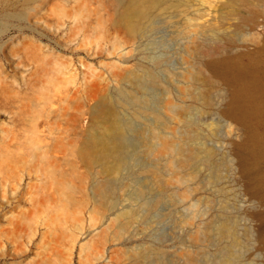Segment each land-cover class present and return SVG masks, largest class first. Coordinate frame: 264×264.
<instances>
[{
    "label": "rangeland",
    "instance_id": "1",
    "mask_svg": "<svg viewBox=\"0 0 264 264\" xmlns=\"http://www.w3.org/2000/svg\"><path fill=\"white\" fill-rule=\"evenodd\" d=\"M28 2L0 0V22H7L9 27L0 33V74L18 73L20 76L23 65L18 63L20 58L13 53L17 43L8 39L20 31L33 34L52 46L56 39L62 43L71 42V46L61 49L64 58H71L75 63L81 57L87 58L94 63V72L108 73L109 66L100 58L108 61L111 57L90 58L87 56V45L83 43L89 41L86 44L96 46L104 39L105 27L110 24L107 18L101 28L89 34L72 29L69 18H65L66 26L57 30V15L48 8L41 13L30 10ZM153 19V24L146 22L145 30L133 42L126 44L131 54L129 62L124 67L120 66L123 69L117 66L123 73L125 67L126 73L128 67L137 68L136 72L128 70V73L134 72L135 78H140L145 72L142 66H151L156 68L155 77L160 82L155 81L157 83L151 85L145 79V72L144 79H133L131 73V80L127 73V80L111 78L109 83L114 94L132 88L137 95L144 94L150 98L152 105L141 109L142 116L133 115L139 103L129 107L124 104L122 107V112L125 111L121 113L123 118H134L125 129L129 157L122 172L107 177L116 187L113 192L115 199L134 205L131 209L135 213L131 211L134 215L127 219H131L127 228L117 230L119 221L115 213L104 221L100 213L94 218L84 212V226L81 225L83 222L79 225V220L75 219L78 223L71 220V216L60 228L62 232L65 230L63 233L59 229L60 224L57 225L61 236L65 232L68 234L61 238L57 235L58 239L53 240L51 233L54 231L51 228L57 226L55 222L48 221L47 224L50 213L43 206L33 210L36 192L31 183L36 180L34 174L21 171L7 183L3 182L0 174V264H35L37 261L41 264L42 254L44 258L57 254V245L61 247L57 261L52 256L54 264H60L63 252L70 258L68 260L67 255L62 254L61 264L68 261V264H185L180 253L186 249H190L189 255L192 257L194 254L201 264H264V114L250 112L254 110H250L248 100L238 98V95L233 103L232 98L241 91L243 83L234 79L231 71L236 69L237 65L232 61L236 57V64L237 61L248 64L258 81L256 100L264 101V0H188L186 6L176 10H158ZM116 41L118 35L108 40L107 44ZM199 66L201 73L198 72ZM203 75H208L209 79L202 78ZM135 80L144 81L142 86L144 84L146 88L139 87L140 83ZM143 88L147 91H141ZM164 88L169 89L168 98L164 97ZM203 96H207L206 100ZM19 98L20 95L12 97L6 104L1 102L0 109V133L5 125L12 127L15 123L12 128L18 133L15 143H22L25 137L27 140L35 137V133L27 131L20 123L16 124L18 113L15 111L21 101ZM144 99L146 101L147 98ZM167 100L181 104V109L177 113L172 112L164 104ZM243 101L248 103L245 107ZM141 102L140 105H143L144 102ZM155 104L163 118L170 120L171 137L177 138L180 132H186V145L197 150L184 166L183 171L188 176L185 183L177 184L174 172L165 169L168 153L155 156L148 151L155 140L150 132V126L156 123ZM229 104L241 105V113L234 117L227 114L231 107ZM41 106L26 114L22 123L27 127L43 125L45 118L40 115ZM134 182L140 184L138 188L141 186L143 190L140 191ZM187 184L191 192L187 198L179 199L175 190L183 189ZM137 196H140L139 199ZM159 199V204L153 207L152 204ZM146 202L148 206L143 204L142 209L140 205ZM149 205L150 209L147 208ZM136 206L141 208L140 211ZM83 227L87 228L85 234H82ZM102 229L107 234L104 239H99L98 232ZM198 229L202 237L195 240L192 235ZM88 238H93V246L80 250V242ZM56 240H60L62 245ZM49 243L54 244V249ZM63 247L65 251H62ZM132 250L138 252L133 254L137 257L129 256ZM120 251L121 254L124 251V256L118 259ZM46 253L51 254L45 257ZM145 254L147 258L143 257ZM64 260L66 263H63Z\"/></svg>",
    "mask_w": 264,
    "mask_h": 264
},
{
    "label": "bare ground",
    "instance_id": "2",
    "mask_svg": "<svg viewBox=\"0 0 264 264\" xmlns=\"http://www.w3.org/2000/svg\"><path fill=\"white\" fill-rule=\"evenodd\" d=\"M27 1H29L30 10L41 13L44 9L48 8L51 13L57 15L59 18L56 27L57 30L64 28L67 24L65 18H69L71 21L69 25L72 29L78 32L82 30V34L83 31L89 34L93 30L101 28L104 24L103 22L106 21L104 19L107 18L110 24L105 27V36L103 40H97L96 46H93V44H86L87 42L89 43V41L86 40L87 42H85L84 39H82L84 42L81 41V43L83 42L87 45V56L90 58L104 55L107 58L111 57V60L107 59L108 61H103L105 58H100V60H102L101 62L107 64L110 69L106 66L105 68H108V73L99 72V70L94 72V63L87 60V58L79 57L80 60L78 63H75L71 58H64L61 49L66 45L71 46V42L62 43L56 39L54 41V46H52V44L42 42L35 35L27 34L24 31H20L19 34H14L8 38L13 43H17L13 53L17 54L20 58L18 63L23 65V69L21 70L20 76H18V73L17 75L7 72L3 75L0 74V109L2 108L1 102L6 104L12 97L20 95L21 98L19 99H21V101L18 103V108H16L15 111L18 113V117H16L17 119L15 118L16 120H13L16 121V124L20 123L27 131L35 133V137L32 140H27V137H25L22 143H15L14 139L18 137V133L13 131V125L15 123H12V127L5 125L1 128L0 174L2 180L7 183L10 178L17 177L21 171L34 174L36 180L31 183V187L36 192V195L33 197V207L35 208L33 210H38L40 206H43V209L50 213L48 214L50 220L46 219L47 224L48 221L55 222V226L60 224V229L63 223H65V221L68 222L67 220L72 216L73 218H71V220H79V225L83 222L81 225L84 226V212L94 218L100 213L104 221L108 219L110 214L115 213L119 221L117 230L123 231L127 228L129 220L131 221V219L128 221L127 219L132 216L133 213L131 214V211L134 212V209L132 210L131 208H133L134 205L133 203L130 204L129 202H119L116 200L113 194L116 187L111 183L109 178H107L110 174L113 175L114 173L122 172L129 157V153L126 150L127 140L125 134L127 132H125V129L128 127L127 124L132 123L134 118L130 120L123 118L121 113L125 111L122 112L121 109L125 105L129 107L130 105L134 106V104L139 103L138 108L134 109L133 115L142 116L141 109H148L152 105L150 106V98L144 94L137 95L136 91L132 88L129 90H121L117 95L114 94L109 88L110 79L119 80V78H121L120 81H123L122 78L124 79L126 76L129 78L131 73H133L131 75L134 76V72L128 73L130 72L128 70L131 68L128 67V75H126L127 73L125 70L127 67H125L124 73L121 70L123 68L120 67H124L131 58L130 51L127 49L126 44L133 42L138 34H141L143 30H145L146 22L153 24V17L158 10L170 8H175L176 10V8L186 6L188 0ZM67 4H70V6ZM31 26L35 27L33 24ZM8 28L7 22H0V33L7 31ZM115 35H118V41L111 45L107 44V41ZM161 57H163V55ZM235 59H237V57L232 61H234L233 64L237 66L234 67L236 69H232L231 71L234 73V79L240 80V83H243V87H241V91L239 90L238 94H235L236 96H234L232 100L235 99L237 95L238 98H245L246 101L248 100L250 110H254L250 112L264 114V101L256 100V97H258L256 95L258 91V81H256L257 79L255 78L254 71L248 64L242 63V61L240 64L237 61L236 64ZM139 63L143 62L140 61ZM101 64L102 63H100V66ZM143 65L145 64L143 63ZM150 67L142 66V69L147 73L145 79L152 85V83L156 84L159 80L157 81L155 77L157 72L156 68L153 69ZM136 69L133 71L136 72ZM145 72L142 74L144 75ZM198 72H202L200 66ZM131 75L130 78L132 80L133 76ZM143 75L141 76L142 78ZM207 76L208 75H203L202 78L209 79ZM141 77L139 78L136 76L137 80L138 78L142 79ZM134 78L135 76L133 79ZM137 80H135V82L137 84L140 83L139 87H143L144 84L142 86V83L144 81L141 83ZM129 81L128 79V82ZM155 81L157 82L155 83ZM135 82L132 83L131 81L130 83L134 84ZM144 88L146 87L144 86ZM144 88L141 91H145L146 89ZM164 89L166 94H164V97L168 98L169 89ZM203 97L206 100L207 96ZM144 98H147L146 101ZM141 101L144 102L143 105H140V103H142ZM237 103L239 102L237 101ZM245 103L248 104L244 102L242 105ZM164 104L174 113H177L182 107L181 104L168 100L164 102ZM246 104L243 107H245ZM38 105H42L40 115H43L45 122L43 125L36 124L33 127H27L22 121H25L26 114L33 111ZM229 105L231 107L229 106L230 108L227 110V114L234 117L241 113L239 108L241 105L239 106V104H236L238 107L233 104ZM154 106L157 108L154 107L153 109L156 123L150 126V132L155 140L152 146L148 148V151L155 156L166 155L168 153V159H166L164 163L165 169L169 172H174L173 178L177 184L185 183L188 180V176L187 172L183 171L184 166H186L191 157L193 158L197 150L191 149L186 145V132H180L177 138L171 137L170 120H165L158 106H156V104ZM249 106H247V110H249ZM130 112H132V110H130ZM127 114L129 115L128 112ZM26 130L24 131L28 134ZM153 171L154 170L151 172ZM130 181H132V178ZM159 181L163 182L162 179ZM138 185L140 184H137V188ZM138 189H140V191L143 190L141 186H139ZM191 190V187L187 184L186 187L183 189L178 188L174 193H176L175 196L179 197V199H185L188 197ZM137 194H139V192ZM138 197L140 196H137V198ZM129 198L131 199V196H128V199ZM159 202L160 199L158 201L156 200L152 206L155 207L156 203L159 204ZM139 203L140 201L138 204ZM147 203L148 202H146V204L142 203L140 207L143 206V204L146 207ZM149 204H151V202H149ZM150 206L151 205L147 208L150 209ZM143 207L141 208L144 209ZM135 208H138V211L141 209L137 206ZM59 211H61L60 214ZM56 212L58 214H56ZM145 212L148 211L146 210ZM145 214L148 216L147 213ZM75 221L72 222L75 223ZM53 223L52 225L55 224ZM76 223L78 222L76 221ZM49 225H51V223ZM79 225L78 228L80 227ZM93 228L94 230L96 229L95 227ZM93 228L88 229V232H91ZM53 229L51 228V231H54L51 233V235L54 236L53 240L54 238L58 239L57 235L61 238L68 234L65 232V234L61 236L65 230L62 232L60 229L61 233L58 226ZM57 230L61 233L60 236ZM86 232L87 228L85 229L83 227L82 234ZM72 234L70 233V235ZM106 234V230L102 229L98 232V238L104 239ZM201 235L198 229L195 230L192 237L195 240H200L202 237ZM118 236L116 238L119 239ZM71 237L74 238V236ZM92 240L93 238H88L80 242V250H85L93 246ZM59 241L57 242L61 243V241ZM52 244L53 243L50 245L53 247L54 244ZM46 246L49 247L48 244ZM60 247L61 246L58 247V245L55 247V253L57 252V254H59ZM91 248L89 249L91 250ZM57 249L58 251H56ZM50 250L52 251L51 248ZM62 251H65V248L64 250L62 249ZM131 252L133 253L131 254ZM189 252H191V250L186 249L183 253H180V257L185 260V264H201L195 255L193 254L194 256L192 255L191 257ZM52 253H54V251H52ZM123 253L124 251L122 254L121 251L117 253L118 259L124 256ZM135 253L136 251L132 250L129 252V256ZM49 254L51 253H48V255ZM57 254H51L53 258L55 256V261H57L58 258L56 256H59ZM62 254L60 255V261H62ZM42 255L43 264L56 263L51 260L52 256L46 257L47 253L45 254L46 258L42 257ZM66 255L69 260V255ZM66 255L63 254V256ZM135 255H133V257H137ZM145 256L147 258L146 254L143 257ZM101 257H104V254H101ZM60 261L59 263L61 264ZM37 262L40 263V261ZM157 262L160 263L159 260ZM63 263H66L65 260Z\"/></svg>",
    "mask_w": 264,
    "mask_h": 264
}]
</instances>
